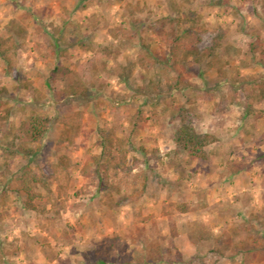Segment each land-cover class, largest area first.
Segmentation results:
<instances>
[{
	"label": "rangeland",
	"instance_id": "374dc122",
	"mask_svg": "<svg viewBox=\"0 0 264 264\" xmlns=\"http://www.w3.org/2000/svg\"><path fill=\"white\" fill-rule=\"evenodd\" d=\"M263 21L264 0H0V188L26 164L42 178L34 210L0 189V264H153L156 244L169 264H233L209 252L216 240L248 224L253 244L264 231ZM190 29L198 54L166 67L165 33ZM178 75L187 84L173 86ZM28 115L48 125L23 158ZM182 120L217 139L205 161L177 150ZM115 138L130 139V171H109L97 191Z\"/></svg>",
	"mask_w": 264,
	"mask_h": 264
},
{
	"label": "trees",
	"instance_id": "16d2710c",
	"mask_svg": "<svg viewBox=\"0 0 264 264\" xmlns=\"http://www.w3.org/2000/svg\"><path fill=\"white\" fill-rule=\"evenodd\" d=\"M263 27H264V21H263ZM163 31V28L161 29ZM164 40L168 44V58H164L162 60L163 64L166 67H169L171 59H178L183 55H186L187 53L192 54H198V50L196 48V44L199 42L198 35L190 29V35L183 39L181 36H176L175 32L172 31L171 33H165ZM262 42L260 40V37L256 35L254 37L253 43H250V52H254L257 50L259 45H261ZM53 49L57 50L58 45L57 43H53ZM207 55L212 56V50L207 49L205 51ZM210 66L214 65L215 63L210 62ZM145 66V69H147V66ZM189 74V73H188ZM190 76V74L188 75ZM173 81V86L180 87L182 85L187 84V81L185 80L183 75H178ZM52 85L48 84L49 88H52ZM264 85V82L262 83ZM248 85H241L239 87L241 91L248 96L250 93ZM71 94L78 95L81 93H84V90H75L71 89ZM236 90L233 88L229 89L228 97L229 99L234 101V97L236 95ZM232 101V102H233ZM248 109H250V106L247 105ZM264 112V111H262ZM264 114V113H263ZM258 118V117H257ZM138 115L133 117L132 120V127L131 130L132 134L137 132V129L139 127L137 123ZM264 120V119H263ZM47 125H48V119L44 116H36V115H28L23 118L20 124V130L17 134V140L21 144V155L23 158H26L28 156H34L37 154L38 149L32 147L34 144L41 141V139L44 137L46 131H47ZM113 135H111L112 137ZM110 136L105 137L108 141ZM130 141L129 138L127 139H121V138H115L114 142L111 143L109 146H106L103 143L102 146V154L101 159L102 161L98 164V169L100 171V174H98V183L96 184L95 188L97 191H101L104 187V182L106 184V176L109 171H112L114 176H117L119 174V171H130L128 167H126V151L123 146V142L127 143ZM217 142V139L212 136L209 133H202L197 132L194 128V126L188 122L182 120L176 133L174 136V143L177 147V150H179L181 153H183L188 160H200L205 161L207 159V148ZM158 158V157H157ZM83 174H87L85 172V169L82 171ZM141 174L137 175L140 176ZM42 182L41 176H39L37 173L33 171V169L28 165H24L20 169V176L16 179L14 182H8L1 185V195H6L8 192L13 193H23L25 195V200L23 201L25 209L28 210H34L35 206L32 203V199L34 198V194L32 191V185L38 184ZM179 210L181 212L185 211L184 206H179ZM264 220V218H263ZM243 230L247 233H251V227L246 224L239 227H236L233 229L229 235H221L218 240H216V243H218V247H215L212 249L211 254L216 256L218 259L221 257L227 258L230 260L231 263H236V258H240L239 264H247L248 261L253 260L256 261L258 264L261 263L264 260V254H263V247L259 246V241L264 242V231L261 232H255L258 233V238L255 239L253 244L250 243V241L247 239H241V233ZM224 233V232H222ZM227 236V238H226ZM160 245L156 244V247H153V250L155 248V253L158 255L156 258L151 261L153 264H169L166 261H164L161 257H159V252L162 250V248L159 247ZM152 248V247H151ZM230 251L229 255L225 256L226 251ZM1 252V250H0ZM198 260H200L203 263V256H197ZM122 264L126 263L123 261H115L113 264ZM192 263L191 261L188 262V264ZM95 264H106V262L102 259H99L96 261ZM141 264V263H136ZM150 264V263H149Z\"/></svg>",
	"mask_w": 264,
	"mask_h": 264
}]
</instances>
